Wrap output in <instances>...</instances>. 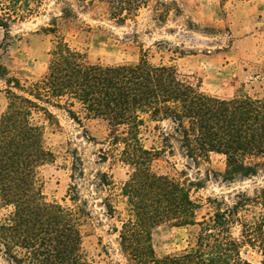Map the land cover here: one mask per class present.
Listing matches in <instances>:
<instances>
[{
  "label": "trees",
  "instance_id": "obj_1",
  "mask_svg": "<svg viewBox=\"0 0 264 264\" xmlns=\"http://www.w3.org/2000/svg\"><path fill=\"white\" fill-rule=\"evenodd\" d=\"M81 9L102 5L110 20L122 25L134 19L149 0H75ZM224 2L226 0H220ZM43 0H0V28L38 12ZM156 17L163 21L175 0H155ZM61 14L76 16L72 3L63 1ZM56 39L49 51L46 72L33 81L8 76L0 65L7 88L0 114V256L13 264H93L82 253V222L89 217L76 184L69 189L73 206L44 199L38 168L54 159L46 144V129L59 126L53 110L77 124L100 119L107 123L106 148L101 162L127 167L118 185L106 172L96 173L98 184L118 191L117 209L106 197V214L113 225L124 264H264V184L251 192H235L231 200L209 198L214 209L197 221L200 204L190 185L152 168L154 160L174 151L173 144L194 163L222 155L225 181L264 175V97L237 94L219 98L180 79L171 65L153 64L147 53L137 63H90L70 47L53 26L43 27ZM155 123L160 145L147 147L142 128ZM161 123H166L163 129ZM72 175H83V164L72 151ZM1 210H4L2 213ZM200 227L194 242L179 253L157 256L151 240L154 227ZM251 251L253 262L244 256Z\"/></svg>",
  "mask_w": 264,
  "mask_h": 264
},
{
  "label": "rangeland",
  "instance_id": "obj_2",
  "mask_svg": "<svg viewBox=\"0 0 264 264\" xmlns=\"http://www.w3.org/2000/svg\"><path fill=\"white\" fill-rule=\"evenodd\" d=\"M64 0H43L36 14L10 23L8 34L0 28V65L8 76L22 82L40 78L45 72L49 51L55 37L42 28L54 26L70 47L84 54L90 63L108 65L134 64L147 53L153 64L163 63L175 68L180 79L197 86L200 91L219 98L237 94L264 97V0H175L178 10L171 8L161 21L156 17L155 0L139 10L134 19L122 25L109 19L102 5L81 9L75 0L76 16L61 14ZM172 1V0H163ZM7 88L0 76V114L5 109ZM59 126L46 129V144L54 159L38 168V179L44 199L61 206H73L68 193L75 183L80 201L86 203L89 217L82 222V253L93 264H124L120 254L115 218L106 214L102 201L117 208L123 206L117 189L99 186L96 173L106 172L118 185L127 178L128 169L120 163L101 162L100 149L106 148L107 123L100 119L83 120L77 124L58 110ZM155 123L142 128V142L160 145ZM163 129L166 123L160 124ZM172 153L158 156L152 165L155 172L174 177L190 185V194L199 204L196 219L201 221L213 212L209 198L231 200L235 192H251L255 185L264 184V175L234 182L225 181L224 157L212 153L208 161L194 163L183 156L177 144ZM72 151L83 164V175L71 178ZM3 213L4 210H1ZM198 225L177 227L163 223L151 231L157 256L179 253L194 242ZM244 256L253 262L258 256L248 251ZM0 264H13L0 256ZM28 264V263H24Z\"/></svg>",
  "mask_w": 264,
  "mask_h": 264
}]
</instances>
